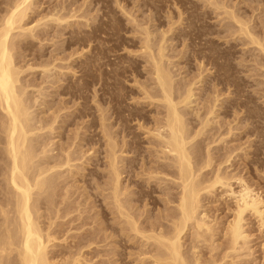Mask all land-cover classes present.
Instances as JSON below:
<instances>
[{
    "label": "rangeland",
    "instance_id": "374dc122",
    "mask_svg": "<svg viewBox=\"0 0 264 264\" xmlns=\"http://www.w3.org/2000/svg\"><path fill=\"white\" fill-rule=\"evenodd\" d=\"M34 1L36 3L31 4L23 21L25 29L31 27L30 32L12 31L14 42L20 38L25 42L22 47L13 49V57L15 66L21 70L20 82L27 86L25 98L31 106L28 105L31 124L37 127L38 121L50 123L56 117L52 126L54 130L41 131L44 133L42 141L53 149L49 151L53 157L48 161L52 164L65 149L75 150L72 153L75 160L69 163L71 167L59 169L62 176L57 179L59 185L57 183L53 189L55 197L52 198L53 193L50 197L52 203H44L51 204L50 208L43 204L39 210L43 224H47L48 217L54 220V224L65 223L62 227H55V236L59 237L56 242L62 245L61 240L65 237L64 244L68 243L67 248L60 247L62 253L74 255L80 250L81 257L89 260L88 264L152 263L148 258L153 253L150 242L145 247L148 256H142L143 239L129 232L111 202L106 138L103 136L106 129L120 147L116 148L117 154L125 150L122 155L131 154L129 146L121 143L132 140L141 156L137 155L139 158L133 168L136 177L131 178L132 182L127 179L121 181L128 211L132 216L136 213L134 217L139 226H145L147 231L155 224L163 229L170 226V220L164 215L172 210L175 201L165 202V187L175 185L171 191L178 193L177 183H172L176 181L175 176L171 173L165 176L166 171L162 170L164 173H159L158 178L157 174L152 175L154 179L148 178L154 174L148 167L155 165L159 149L155 145L157 140L149 131L162 121L164 115L150 60L153 55L157 58L156 49L161 44L164 53L162 64L171 75L174 100L183 97L187 89L191 92L185 106H181L185 119H192L195 131L203 127L205 119L208 120L203 134L196 138L200 140V148L194 153L200 163L207 152L211 155L210 166L205 169L206 177H212L216 170L221 176L227 174L233 191L239 189L237 177L241 178L263 200L264 213V51L253 45L248 35L240 34V25L229 18L231 11L236 13L239 20H244L246 30L264 47V0ZM46 2H50V6ZM3 11L4 5L0 7V14ZM23 31L27 32L22 35ZM145 39L150 44L149 50L144 48ZM44 65L48 68L45 72L41 70ZM1 114L0 110V117ZM62 119L65 122L62 123ZM1 135L3 133L0 132ZM36 138L37 134L32 136L34 149L38 152ZM0 143L1 201L10 198L12 192L3 178L7 167L3 143ZM227 156L228 162H224ZM69 169L78 173L71 174L67 171ZM147 179L154 183V189L150 198L143 196L139 199L136 185L138 182L146 183ZM224 187L219 188L217 184L209 191L211 194L206 192L199 196V209L214 224L212 233L215 236L211 243L208 241L210 244H206L193 240L191 229H186L180 241L187 256L191 254V243L199 246L198 252L203 254V260L211 258L209 251L218 260L223 251L228 252L222 226L232 216L234 201ZM62 197L66 199L62 200ZM262 216L264 219V214ZM243 220L244 242L239 241L236 250L230 251L223 264L264 263V222L249 212L244 214ZM78 233L89 234L85 237L89 241L79 246L80 249L69 244L76 240L71 236ZM118 252L123 263L117 257Z\"/></svg>",
    "mask_w": 264,
    "mask_h": 264
},
{
    "label": "bare ground",
    "instance_id": "6f19581e",
    "mask_svg": "<svg viewBox=\"0 0 264 264\" xmlns=\"http://www.w3.org/2000/svg\"><path fill=\"white\" fill-rule=\"evenodd\" d=\"M33 3H36V2L34 0H0V7L4 5V11L3 13L0 14V110L2 112L1 114L2 116L0 117L1 118L0 132L3 133V136L2 135L0 136V137H3L2 140L0 139V142L3 143V151L5 154V158H6V161L4 163H6L5 165L7 167L5 169L6 172L4 171L6 173L5 177L3 178H4V182L6 180V183L10 188V193L12 192L11 193L12 196L10 198H5L0 201V215L2 217L0 220V264H88L89 260H86L85 258L81 257L82 254H80V250L74 255H71V254L65 255L64 253H62L63 251L60 249V247L67 248L68 243L64 244L66 243L65 237H63L61 240L62 245L56 242V240H58L59 237L55 236V233L57 232L55 227L56 226L62 227V225H64L65 223L60 221L58 222L59 224L58 223L54 224L55 223L54 220L52 221V219L48 217L47 220L48 219L49 220L47 221V224L45 223L43 224V221L41 220L42 213L40 214L39 212L42 205L45 202L48 203V201H50V197L53 194L54 196H52V198L55 197V193L53 189L54 187H56V184L58 183L57 179L59 180V178L62 176V171L59 169H61L64 166L71 167L69 163L75 160V158H73L72 156V153L75 150L73 152L68 151V150L66 151V149L62 151V149H64L62 147L61 149L62 154L60 155L58 154V156H56V158L58 157L57 160L56 158L55 159L53 158L54 161L51 164L48 160L52 158L53 156L49 155V151H52L53 149L51 150L48 147V143L46 145L45 141L44 142L42 141L43 134H44L42 132L44 131V129H47L49 132L52 131L53 129L52 126L56 120L55 119L56 117L53 118V120L50 123H47V122L44 123L43 120L38 121L39 124L37 127L33 126L30 122L31 121L30 112H29L30 104L29 103L27 104L26 98H25V92H26L27 86H24L23 83L20 82L19 74L21 73V70L15 66V63H14L15 53L13 54L14 52L13 49L15 47H22L25 42H23V38L22 39L20 38L19 40H17V42H14L12 40L13 38L12 31L14 30L16 31V29H19L21 31L29 30L30 32L31 27L27 28L26 26L27 29H25L24 28L25 26L23 27V24H24L23 21L27 17L28 15L27 12L30 11L28 9L30 8L31 4L33 5ZM46 3H47V6H50V2H46ZM230 11H227V12H230ZM231 12L229 13L230 17L227 16V18L229 17V18H232V20L234 19L236 24L240 25L239 27L240 34L244 33V35L245 34L248 35L247 36V38H249L248 40H250V42L253 45L256 44L258 47H260L259 50L263 52L264 47L260 43V40H258V38H255L252 35V33L246 30V26H245L246 24H244V20L243 21H241V19L239 20L235 16L236 13L232 14ZM225 14L228 15L227 13ZM46 17L47 16H45V18ZM41 20L42 19H40V21ZM26 32L23 31V34L22 33L20 34L24 35V33ZM14 40L16 41V39ZM145 40L146 41L144 44V48L149 50L150 44H148L149 43L148 39H145ZM162 45L163 44L158 46V49H156L157 50L156 54L158 55L157 58H155L153 55L151 56L150 60H151V64L153 65L152 73L155 79V86L157 85V89L160 92V98L158 100H160L163 103L164 115L162 117V121H159V123L157 122L158 124L156 123L157 125L156 127L153 128L152 131L148 130L149 133L152 135V137L157 140L155 142V145L159 149L157 152L158 154L155 155V158H156V160H154L155 165H153V167L151 168L148 167L150 171L151 170L154 171V174L150 173L151 175H148L147 172L145 173H147L149 179L151 178L154 179L155 176H152V175H156V174L158 178L159 173H164L162 170L166 171L165 176H167L168 173H171L172 175L174 174L175 176L176 181L175 182L172 181V183L173 184L177 183L176 186L179 189L178 193L175 194L174 192L171 191L172 189L175 188V185L169 186L168 184L165 187L166 188L165 189L166 198L164 199L165 202L170 203L172 201H175L173 202V204L175 203V205L172 207V210H170L169 212H166V215H164V218H167L170 220L169 228L163 229L162 227H160L161 225L157 226L155 224V226L150 227L149 231H147L145 230L146 228H144L145 226L142 228L139 226L138 221H136L134 217L136 213H134V215L132 216L131 212L128 211L129 207L125 205V200L123 199L124 191L121 189V181L125 179H127L128 181L132 180L131 178L134 177L135 175L133 171V168L135 167L134 164H135V161L138 160L139 158V157L137 158V155L140 156V154L137 153L138 149L137 147L133 146L134 141L132 140L131 142H129L128 140L126 141L124 140L125 142L121 143V144H127L129 146L128 152L131 154L122 155L123 152H120L121 154L120 153L117 154L116 148H120V147H117V143L113 140L114 138H112L110 135L111 133L107 132L108 129L105 130L106 132H103L104 130L102 131L104 133L103 136H105L106 138V144H105L106 154L105 155H106L107 163H108V170H107L108 176H109L108 186L110 188V191L108 189L107 190L110 192V196H111L110 198H111V202L114 205V209H116L118 216H120V218L124 220V223L127 225V229L129 230V232L134 234V236L140 235V237L143 239L144 252H141L142 256L143 255L145 256L147 254L145 247H146V244L149 245L148 242H150V247H153V248H150L151 250H153V253L149 254V256L147 254L148 258L151 259V262H152L151 264H223L224 262L222 261L224 260V258H227L229 256L230 251L233 252L236 250V247L239 241L242 240L244 242V239L246 237L242 229L243 221H244L243 220L244 214L246 212L252 213L254 216L260 219L261 223L264 222V219L262 216V214H264L263 209H262L263 200L260 198V196L257 193H255L251 188H249V186H247L244 183V181H242V179L239 177H237V180L239 183V185L238 184L237 185L239 186V189H237L236 191L232 190L233 188H231V184L229 182L230 180L227 177L228 176L227 174L226 176H221V173L219 174L217 172L218 170H216L215 174H212L213 175L212 177H209V178L206 177V174H207L206 168L210 166V163L212 160L210 157L211 155L207 152V155H205V159L202 160V163H200L199 162L200 160L198 161V158H196V156L194 157V153L196 150L198 151V149L200 148L199 147L200 140H197L196 138L199 135L203 134V130H204L203 127L205 128V126L208 125L207 124L208 120L205 119V122L203 121L204 123H202L203 127L195 131L193 129L194 124H193L192 119L190 118L185 119L184 117L185 111H183L181 106L182 104L184 105L185 103H187L186 101L191 96V92H190V89H187L186 94L182 95L183 97L177 100H174V97H173L174 89L172 86L171 75L169 71L165 68V66H163L162 64V57L164 54ZM47 69L48 68H46L44 65L43 69L41 70L45 72ZM148 98L150 97L148 96ZM209 113H210L209 115H211V111ZM64 120L62 121V123L65 122ZM101 126L102 125H100V127ZM230 128L231 127H229V129ZM35 134H37V138H39V140L37 138L34 139L38 142V143L36 142L39 148L38 152L35 151L34 149L35 145H33L32 136ZM127 147L125 148L127 149ZM77 156L79 157L78 154ZM227 159H228V156L226 157L224 162H226ZM218 168L219 167H217V169ZM203 169L204 171L201 173L200 171ZM67 171H69V173L71 174L78 173V172H74L71 169ZM199 175L201 177H198ZM232 178L233 177H231L230 179ZM153 184L150 183L148 179L146 183L138 182V184L136 185L138 187L137 197L139 198L143 196H146V197L149 196L150 198V194H151L150 192L154 189ZM217 184L219 185V188L220 186L227 187L228 189L226 188L225 191L226 193H228V195L232 196V200L234 201V207L232 208V216L230 220H227L224 226L221 225L223 227L222 228L223 236L224 238L227 237L226 242H227L228 252L223 251L222 253L224 254H222V257L220 256L221 258L218 260L215 257H213L211 255V252L209 251L211 258L210 259L205 258L203 260V257L201 258L203 254L200 255L201 251L198 252L199 246L191 243V246H189V248L191 249V254L190 256H187L185 252L183 251L184 249L182 250V245H181L182 243L180 241L183 239L182 233L186 229L188 228L191 229L190 233H191V238H193V240L196 239L197 241H200L203 243L207 242L206 244H210L213 241L212 237L215 236L212 233V231H214L213 229L214 224H212L209 221L210 219L207 217V214L205 212L200 211L199 196H202V194L204 195V193L206 192L210 193L209 191H212L211 189L214 188V186H216ZM108 186L106 185V187ZM216 188L217 187H215V189ZM34 195L35 197H33ZM138 198L135 197L136 200ZM65 199L66 198L62 197V200H65ZM132 199L133 198H130V200ZM50 203L52 202L50 201ZM62 204L64 203L62 202ZM44 205H47L50 208L51 204L50 205L44 204ZM53 206L55 207L56 204ZM55 210L58 211L57 209ZM65 216H68V215H65ZM159 224H161V221ZM126 231L127 230H125V232ZM66 232L68 233V231ZM87 234L88 233H78V234L71 236L73 239H76V240L74 241L72 240L69 243L70 246L79 247L84 242L89 241V239L85 238ZM208 241L209 242L211 241V242L209 243ZM90 244L91 243H89L88 245ZM203 246L204 245H202V247ZM57 247H59V249ZM54 248H57V249H54ZM213 249L214 247L212 246L211 250ZM112 254H115L116 256V253H112ZM117 257L119 258L120 261L122 260L120 252L117 253ZM231 258L230 260H233ZM141 261H143V258L141 259ZM121 263L123 262L121 261Z\"/></svg>",
    "mask_w": 264,
    "mask_h": 264
}]
</instances>
